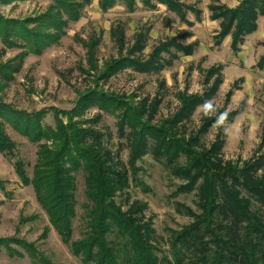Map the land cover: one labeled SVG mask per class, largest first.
<instances>
[{"label": "trees", "instance_id": "16d2710c", "mask_svg": "<svg viewBox=\"0 0 264 264\" xmlns=\"http://www.w3.org/2000/svg\"><path fill=\"white\" fill-rule=\"evenodd\" d=\"M30 0H0V5ZM49 9L43 15L26 20L6 19L0 13V39L8 48H20L27 53L40 55L45 49L60 42L71 23L80 20L83 10L95 0H46ZM100 8L107 12L118 4L133 11L137 2L152 9L153 2L165 5L189 27L188 13L197 22L202 11L184 5L177 0H98ZM210 19L219 23L220 30L214 37L221 46L231 38V51L240 52L247 36L258 30V20L264 16V0H241L238 7L229 9L219 0H211L208 6ZM113 39L121 54L105 64L97 76V82L109 81L119 72L131 68L137 72H156L168 62L162 57L168 54L192 56L195 45L179 42L185 36L160 43L145 59L149 34L142 30L135 36L131 48H126L125 31L118 25L112 31ZM91 68L97 72L95 45H87ZM264 47V43H263ZM126 51V55L122 53ZM15 60L0 63V90L15 80L26 53ZM257 67L264 70V52ZM223 66H213L204 72L206 89L202 94H181L180 107L174 116L155 124L154 120L161 99L140 105L107 94L100 89L88 90L70 111L53 114L54 127L45 121L49 111L27 113L15 110L0 98V155L14 160V169L24 186H31L36 200L46 213L50 225L61 241L69 247L82 264H168L166 258L157 255L155 230L152 221L146 219L144 204L134 203L127 210L118 205L116 197L130 187V175L118 153L109 149L107 135L82 120L92 108L117 117L120 138L130 149V166L147 154L163 162L177 177L186 182L189 190L198 184L201 193V216L183 232L173 236L174 264H264V216L254 211L252 200L264 208V153L243 166L223 161L221 152L224 139L218 136L209 149L202 142L215 118H204L201 126L187 133L188 124L195 111L210 102L224 82ZM239 89L238 87H235ZM233 95L231 90L227 100ZM238 112L228 115L233 120ZM60 116H63L64 121ZM7 126L20 136L38 146L37 160L29 177L26 164L17 158L16 143L7 134ZM107 143V144H106ZM264 147V127L260 149ZM184 158V163H180ZM84 174L86 185V235L73 240V224L76 212V175ZM134 175V172H133ZM5 182L0 178V189ZM248 197H245V195ZM48 230L45 231L47 233ZM11 245L21 247L35 264H52L33 244L17 239H0L2 250L15 254ZM20 254V253H19Z\"/></svg>", "mask_w": 264, "mask_h": 264}, {"label": "rangeland", "instance_id": "374dc122", "mask_svg": "<svg viewBox=\"0 0 264 264\" xmlns=\"http://www.w3.org/2000/svg\"><path fill=\"white\" fill-rule=\"evenodd\" d=\"M177 1L202 11L201 21L197 22L195 15L190 12L187 20L193 26L189 27L165 5L157 2H153L152 9L137 2L133 11L118 4L104 12L99 1L95 0L83 10L79 21L69 25L60 42L48 47L40 55L27 53L17 47L8 48L0 39V63L21 58L20 54L26 53L21 70L15 74L12 83L0 90V98L18 111H49L45 122L54 127V112L70 111L80 94L100 89L134 105H140L145 99L148 102L161 99L154 120L155 124H159L171 119L178 111L181 94H202L207 86L204 72L221 65L224 68V82L218 94L210 101L215 111L205 115L203 106L199 107L185 129L189 133L197 130L204 118H215L216 123L202 138L203 144L209 149L218 136L223 137V161L243 166L264 153V147L260 149L264 127V70L257 67L264 52V16L258 20L257 32L247 36L240 52L234 54L227 45H215L214 37L220 27L218 22L210 19L208 6L211 0ZM219 2L226 7L232 5L236 8L237 2L241 0ZM49 5L50 2L46 0L17 1L6 6L0 5V13L6 19L21 21L43 15ZM118 25L125 31L128 49L142 30L149 34L146 49L141 55L142 60L160 43L185 35L187 37L179 42L183 45L194 44V53L189 57L178 53L177 59L163 54L162 57L168 63L156 72L140 73L128 68L109 81L97 82L96 78L105 64L121 55L112 35ZM91 43L95 45V59L92 61L98 67L97 72L92 70L89 59L87 45ZM122 54L126 55V51ZM231 90L233 95L227 100L226 96ZM233 112L238 114L233 120H228V115ZM221 115L225 117L224 121L217 124ZM60 118L66 121L63 116ZM82 120H97L95 125L86 123V126L97 128L107 135L109 149L118 153V159L128 169L130 187L117 194L118 205L124 210L134 203L147 207L145 216L152 221L155 230L157 255L168 259V264H174L173 236L183 232L196 221V217L201 216L200 198L204 190L199 188V184L189 190L183 179L151 154L137 161L132 171L130 149L125 139L120 138L115 115L92 108ZM6 128L7 134L16 143L17 158L26 164L28 175L32 177L38 146L11 127ZM180 163H184V158H181ZM0 178L5 182L4 190L0 189V239L14 238L33 244L52 264H82L80 258L72 254L50 225L46 213L36 200L33 188L24 186L18 179L14 160L3 155H0ZM76 185L77 217L73 224V240L79 241L87 232L85 216L88 201L83 173L76 175ZM252 203L254 211L264 216V208L255 200ZM11 247L18 252L11 255L3 249L0 264H35L21 247Z\"/></svg>", "mask_w": 264, "mask_h": 264}, {"label": "clouds", "instance_id": "9594fccd", "mask_svg": "<svg viewBox=\"0 0 264 264\" xmlns=\"http://www.w3.org/2000/svg\"><path fill=\"white\" fill-rule=\"evenodd\" d=\"M203 109H204L205 115H210L211 113L215 111L211 102H205V104L203 105ZM224 118L225 117L221 115L220 118L217 120V124L223 123Z\"/></svg>", "mask_w": 264, "mask_h": 264}, {"label": "crops", "instance_id": "0c3cea01", "mask_svg": "<svg viewBox=\"0 0 264 264\" xmlns=\"http://www.w3.org/2000/svg\"><path fill=\"white\" fill-rule=\"evenodd\" d=\"M223 4H225V3H223ZM240 4V2L238 3L237 2V5H236V7L238 6ZM227 5V4H226ZM228 6V5H227ZM229 8H235L234 6H232V5H229L228 6ZM229 42H230V45H229ZM222 45L223 46H225V45H227V47H229L230 49H231V38L230 37H227L225 40H224V42L222 43ZM221 45V46H222Z\"/></svg>", "mask_w": 264, "mask_h": 264}]
</instances>
